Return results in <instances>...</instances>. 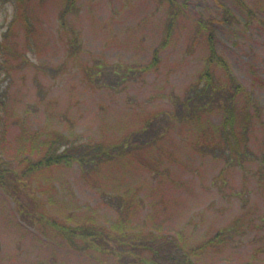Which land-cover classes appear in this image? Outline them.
Masks as SVG:
<instances>
[{
    "label": "rangeland",
    "instance_id": "1",
    "mask_svg": "<svg viewBox=\"0 0 264 264\" xmlns=\"http://www.w3.org/2000/svg\"><path fill=\"white\" fill-rule=\"evenodd\" d=\"M210 18L222 20L213 22V42L232 76L227 86L241 88L234 97L238 118L250 96L249 145L241 148V164L192 148L205 133L207 149L229 153L218 143L223 111L191 125L173 119L178 103L205 85V72L215 83L228 78L220 64L207 62ZM150 64L112 85L128 67ZM0 91L7 93L10 114L29 112L6 127V158L16 162L27 142L22 125L39 130L38 143L48 129L94 142L120 139L160 120L154 129L163 135L143 167L129 161L92 185L75 164L54 174L56 193L45 190V177L41 184L34 180L44 188L39 194L47 213L73 222L91 213L112 225L118 218L114 200H120L111 194L126 188L132 194L137 186L147 205L131 229L171 237L182 228L196 244L237 221L241 233L201 254L198 263L264 261V0H76L70 9L68 0H0ZM153 167H161L159 173ZM154 183L161 188L151 190ZM22 194L31 201L36 192ZM20 215L15 199L0 188V264H121L109 254L74 253Z\"/></svg>",
    "mask_w": 264,
    "mask_h": 264
},
{
    "label": "trees",
    "instance_id": "2",
    "mask_svg": "<svg viewBox=\"0 0 264 264\" xmlns=\"http://www.w3.org/2000/svg\"><path fill=\"white\" fill-rule=\"evenodd\" d=\"M172 1L174 2V0ZM75 3L76 0H68L69 9ZM226 11L225 9L224 16L228 17ZM209 20L211 22H208L206 26L209 31L207 62L210 65L218 63L229 73L227 63L219 58L213 42L215 31L213 22L222 20L215 18ZM72 43L74 44V42ZM155 58L152 61L153 64ZM149 67H152V64L145 68L141 67V69L128 67L124 71L123 77L114 78V84L112 85H122L131 76V73L135 74V71L145 70ZM205 73V85L196 86L194 94H190L178 103L173 119L191 125L201 123L200 120L203 116L207 117L210 113L223 111V121L218 128L219 134H221L218 137V141H220L218 143H223L228 147L226 150H229V153L225 152L224 148L223 150L220 148L207 149L209 137L205 133L200 134L196 141L199 145L195 143L192 148L197 149L199 155H205L208 152L212 155L222 153L228 157L226 158L227 163L230 160H236L241 164L243 156L246 155L241 151V148L247 150L249 145L247 132L250 124V114L246 106L250 105V96L248 95L246 104H243L242 117L238 118L234 97L241 88L237 86L231 90L227 86L228 81L232 82L230 73L227 80H223L221 83H215L209 71ZM114 74H117V71H114ZM1 92L0 135L3 136L0 138V188L8 196L15 199L22 219L28 220L30 225L38 226L44 236L64 242L65 247L74 253L95 251L105 255L109 254L121 264H200L197 259L201 254L223 248L229 239H233L234 236L241 233L238 230L239 225L236 221L230 226L218 228L215 233H208L204 240L193 244L186 240L190 238H185L186 233L182 228L171 237L155 229L148 231H145V228L137 231L131 229L132 218H135L142 208L147 205V199L142 195V192L145 191L137 186H134L135 191L132 194L129 193L127 188L123 190L124 192L111 194L112 198L120 200H114L117 203L115 209L118 218L112 225L100 223L91 213L83 214L76 222H73L74 220L70 221L69 216L62 218L56 213L57 211L52 214L47 213L45 203L42 202L41 204L40 202L41 197L39 194L44 188L36 186L34 180L41 184L42 177H45V180H47L45 190L51 189L56 193L59 192L60 184L57 183L54 174L75 164H78L82 176L89 178L88 181L92 185H96L95 177L99 181H103V176L110 169L119 167L122 164L126 165L129 161L133 163L132 165L136 163L137 166L143 167L149 157L148 152L152 151L151 147L156 145L163 135L156 131V128L154 129L155 123L153 121L158 120V116L120 139H102L94 142L80 137L71 138L70 135L48 129L44 140H40L41 143H38L39 130L32 133L33 130L28 129V124L22 125V138L27 142H22L23 147L20 152L24 155L22 158L19 156V160L16 162V160L6 158L8 155L3 147L7 140L4 137L7 132L6 127H9L16 120L19 123V121L27 119L29 112L25 111V114L18 116L10 114L4 101V96L7 93ZM229 92L231 93L229 94ZM159 121L157 126L160 124ZM237 126L239 131H236ZM215 141L212 140L209 144L215 143ZM10 157L13 158V156ZM153 168L158 173L161 169V167L159 169ZM223 171L218 175L220 179H223ZM160 188V183H154L151 190ZM25 190L36 192V195L31 196V201L23 199L24 196L22 195L25 194L22 193ZM112 229L117 232L113 233ZM242 264H264V261L251 260Z\"/></svg>",
    "mask_w": 264,
    "mask_h": 264
}]
</instances>
